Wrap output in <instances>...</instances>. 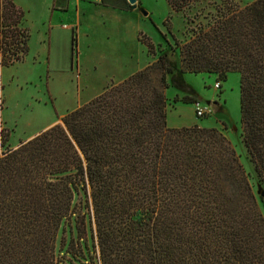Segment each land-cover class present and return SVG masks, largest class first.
I'll list each match as a JSON object with an SVG mask.
<instances>
[{
  "label": "trees",
  "instance_id": "16d2710c",
  "mask_svg": "<svg viewBox=\"0 0 264 264\" xmlns=\"http://www.w3.org/2000/svg\"><path fill=\"white\" fill-rule=\"evenodd\" d=\"M166 1L187 24L183 42L164 34L178 59L159 51L16 147L1 128L0 264H264V217L230 139L166 121L169 85L197 101L185 73H239L242 141L264 185V0ZM21 16L5 0V19Z\"/></svg>",
  "mask_w": 264,
  "mask_h": 264
},
{
  "label": "crops",
  "instance_id": "0c3cea01",
  "mask_svg": "<svg viewBox=\"0 0 264 264\" xmlns=\"http://www.w3.org/2000/svg\"><path fill=\"white\" fill-rule=\"evenodd\" d=\"M12 1L22 13L19 26L27 33L26 51L21 60L9 64H4L0 51V127L7 126L5 87L17 83L15 73L20 68L32 71L35 68L40 77L46 75L49 80L46 90L53 87L52 77L66 79L73 89L71 78L75 76L84 92L88 90L95 97L108 83H119L150 64L147 48L139 40L142 14L136 13L138 5L129 7L127 0H40L38 5L29 0ZM136 1L141 5L140 0ZM143 51L145 59L141 57ZM6 72L8 78L4 76ZM183 95H176L179 100L175 101L168 97L172 104L167 107V125L203 126L195 115L193 104L181 100ZM53 100V118L42 130L58 123L68 111L80 106L76 105L77 100L71 106H58L60 103H55V98ZM39 132H32L22 141ZM20 142L13 145L9 142V145L16 147ZM2 149L0 136V154Z\"/></svg>",
  "mask_w": 264,
  "mask_h": 264
},
{
  "label": "rangeland",
  "instance_id": "374dc122",
  "mask_svg": "<svg viewBox=\"0 0 264 264\" xmlns=\"http://www.w3.org/2000/svg\"><path fill=\"white\" fill-rule=\"evenodd\" d=\"M32 4L40 0H29ZM141 5L136 1V6L133 7L127 0L128 6L136 8V13L142 14L141 30L146 33L150 39L155 43V54H149L150 63L155 61L159 51H169L173 59H178L177 51H170L164 34L167 37L169 44H173L171 34H174L181 42L188 37L185 33L187 26L181 13H174L170 9L166 0H140ZM253 0H237L240 6L252 2ZM135 13V12H134ZM135 13V14H136ZM166 19L170 22V28L165 23ZM158 44H160L158 46ZM142 59L146 58V53L143 51ZM106 64V63H105ZM29 68H20L15 74V82L11 83L7 89L4 114L6 117L7 127L10 136V144L13 145L19 140L31 134L36 133L45 128V123H48L53 118V107L55 103H60L58 106L66 104L71 106L77 100V104H83L84 100L91 99L94 93L84 92V88L79 85V78L75 76L71 78V85L67 84L66 79L53 78L51 89L46 90L47 82L49 81L46 75L37 74ZM5 78H8V72L5 73ZM186 82L193 88L197 100L201 104L211 106L212 112L202 117H197L204 127H217L221 129L224 134L230 139L234 145L236 152L240 155V159L248 174L250 184L253 192L257 197L261 212L264 217V185L258 180L247 154L246 148L241 136V115H240V75L237 72L228 74L225 80H220L217 74L214 73H190L184 74ZM220 82V88H215V83ZM18 84V86H17ZM110 84V83H108ZM49 90L51 92H49ZM167 107L172 104L169 98H174L178 94L184 92L169 85L166 89ZM49 95V96H47ZM53 95V96H51ZM42 97L44 99H42ZM94 97V96H93ZM169 97V98H168ZM87 100V101H88ZM179 100V99H178ZM83 102V103H82ZM69 112V111H68ZM62 121V117L58 122ZM1 136V134H0ZM88 262V261H86ZM90 264V263H88Z\"/></svg>",
  "mask_w": 264,
  "mask_h": 264
},
{
  "label": "built area",
  "instance_id": "2783aa9c",
  "mask_svg": "<svg viewBox=\"0 0 264 264\" xmlns=\"http://www.w3.org/2000/svg\"><path fill=\"white\" fill-rule=\"evenodd\" d=\"M5 0H0V51L3 59L14 63L22 59L26 51V31L19 26V21H8L4 17ZM220 82L215 83V88H220ZM195 115L202 117L212 112L211 106L201 104L198 100L192 103Z\"/></svg>",
  "mask_w": 264,
  "mask_h": 264
},
{
  "label": "water",
  "instance_id": "95a60500",
  "mask_svg": "<svg viewBox=\"0 0 264 264\" xmlns=\"http://www.w3.org/2000/svg\"><path fill=\"white\" fill-rule=\"evenodd\" d=\"M128 2L133 6L135 7L136 6V0H128Z\"/></svg>",
  "mask_w": 264,
  "mask_h": 264
}]
</instances>
